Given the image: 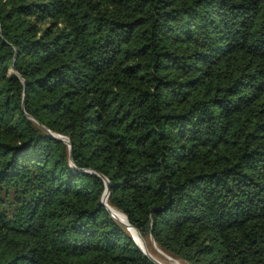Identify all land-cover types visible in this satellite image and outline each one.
I'll return each instance as SVG.
<instances>
[{
    "label": "trees",
    "instance_id": "trees-1",
    "mask_svg": "<svg viewBox=\"0 0 264 264\" xmlns=\"http://www.w3.org/2000/svg\"><path fill=\"white\" fill-rule=\"evenodd\" d=\"M101 176L149 251L264 264V0H0V264H155Z\"/></svg>",
    "mask_w": 264,
    "mask_h": 264
},
{
    "label": "water",
    "instance_id": "water-1",
    "mask_svg": "<svg viewBox=\"0 0 264 264\" xmlns=\"http://www.w3.org/2000/svg\"><path fill=\"white\" fill-rule=\"evenodd\" d=\"M22 106H23V104H22ZM29 118H31V117H29ZM46 131L52 136V137H54V138H57V139H59V140H61V141H63V142H65L67 145H68V147H69V158H70V160H71V151H70V149H71V146H70V142H69V140H68V138L67 137H65V136H62V135H59V134H56V133H52V132H50L49 130H47L46 129ZM72 163V162H71ZM102 177V179H103V182H104V184H105V190H104V192H103V194H102V197H101V203L105 206V208H106V210L109 212V214L113 217V218H115L114 217V215L112 214V212H111V206H109V204L107 203V197H108V192H109V182H108V180L105 178V177H103V176H101ZM123 214V213H122ZM125 216V215H124ZM126 217V216H125ZM126 220H127V217H126ZM119 221V223H121L127 230H129V232H130V234H131V236H132V238H133V240L135 241V243L137 244V246L155 263V264H161V263H159L153 256H151L150 254H149V252L147 251V249H146V247H145V244H144V241H143V238L140 236V234H139V232L128 222V220H127V223H123V222H121L120 220H118ZM132 230H134V232H135V235L132 233ZM152 242H153V240H152ZM153 245L155 246L156 244L153 242Z\"/></svg>",
    "mask_w": 264,
    "mask_h": 264
},
{
    "label": "bare ground",
    "instance_id": "bare-ground-1",
    "mask_svg": "<svg viewBox=\"0 0 264 264\" xmlns=\"http://www.w3.org/2000/svg\"><path fill=\"white\" fill-rule=\"evenodd\" d=\"M111 212L114 215V217H116L118 220H120L123 223H127L126 217L124 216V214H122V212H120L119 210L113 207H111ZM132 233L135 235L134 230H132ZM157 252H159L158 249ZM160 256L167 261V263L164 264H184L182 260L168 256L167 254H161Z\"/></svg>",
    "mask_w": 264,
    "mask_h": 264
},
{
    "label": "rangeland",
    "instance_id": "rangeland-1",
    "mask_svg": "<svg viewBox=\"0 0 264 264\" xmlns=\"http://www.w3.org/2000/svg\"><path fill=\"white\" fill-rule=\"evenodd\" d=\"M118 223H119V221H118V219L115 217L114 218ZM121 224V223H120ZM122 225V224H121ZM123 226V225H122ZM124 227V226H123ZM127 230V229H126ZM128 232H129V230H127ZM130 233V232H129ZM144 241V240H143ZM144 244H145V247H146V249H147V246H146V243H145V241H144ZM157 249L159 250V252H157ZM147 251L149 252V254L151 255V256H153L159 263H161V264H164V263H167V261L164 259V258H162L160 255L161 254H166L165 252H163L157 245H153V251H149L148 249H147ZM168 255V254H167ZM168 256H170V255H168ZM172 257V256H171ZM174 258V257H173ZM159 259V260H158ZM164 260V261H163ZM184 262V261H183ZM182 262V263H183ZM184 264H187L186 262H184Z\"/></svg>",
    "mask_w": 264,
    "mask_h": 264
}]
</instances>
